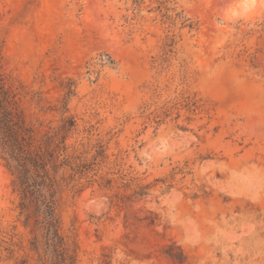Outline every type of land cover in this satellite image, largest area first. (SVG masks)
Instances as JSON below:
<instances>
[{"label": "rangeland", "instance_id": "obj_1", "mask_svg": "<svg viewBox=\"0 0 264 264\" xmlns=\"http://www.w3.org/2000/svg\"><path fill=\"white\" fill-rule=\"evenodd\" d=\"M0 79V264H264V0H0Z\"/></svg>", "mask_w": 264, "mask_h": 264}, {"label": "trees", "instance_id": "obj_2", "mask_svg": "<svg viewBox=\"0 0 264 264\" xmlns=\"http://www.w3.org/2000/svg\"><path fill=\"white\" fill-rule=\"evenodd\" d=\"M1 81V79H0ZM2 89L0 87V146L3 151L8 155L9 159L15 164L14 169L18 175L19 187L24 194H28L30 188L34 187V183H30L31 172L28 165L31 164L37 172L41 170L43 174H36L35 179H41L44 183L47 180L46 173L44 172V164L40 163L37 154H33L30 150L32 146V138L30 131L25 127L24 122L20 116H16L11 111L3 110ZM42 160V159H41ZM49 210V218L51 227H54L53 212L50 206L46 205Z\"/></svg>", "mask_w": 264, "mask_h": 264}]
</instances>
